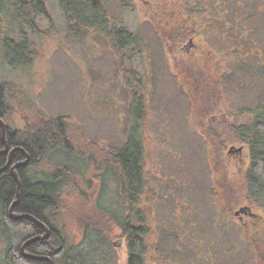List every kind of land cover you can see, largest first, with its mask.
<instances>
[{
    "label": "rangeland",
    "instance_id": "obj_1",
    "mask_svg": "<svg viewBox=\"0 0 264 264\" xmlns=\"http://www.w3.org/2000/svg\"><path fill=\"white\" fill-rule=\"evenodd\" d=\"M40 1L48 6L45 9L48 19L41 16L36 22L41 30L49 32L47 37L40 39L16 20L11 5L10 11L0 9V80H14L34 92L36 104L48 117L70 116L69 125L80 127L86 139L96 143L97 150L117 151L125 143L130 129V91L114 52L100 36H91L78 43L65 36L61 23L54 21L53 26H48L56 6L54 0ZM185 1L135 0L131 10H124L116 3L106 6L113 27L135 33L146 44L141 55L131 60L127 58L134 53L125 51L122 68L138 66L137 78L144 90L145 114L143 108L136 134L143 138L144 194L153 231L148 244L156 248L151 256L159 258L160 264H176L177 259L184 261L187 255L193 258L194 253H199L194 255V264H259L256 248L249 247L251 241L248 238L255 247L259 245L256 240L264 244V212L260 206L264 204V198L260 195L253 198L247 193L246 157L236 156L238 149L247 156V147L228 145L224 154L225 165L219 168L211 155V138L222 134L221 128L226 125L239 126L250 122L247 110L256 99L264 97V79L253 73L246 83L243 82V87L237 90L234 86L224 88L220 105L223 116L200 125L196 119L193 120L192 108H200L201 105L189 107L185 95L189 93L184 86L180 90L177 85L181 84L182 61L202 70L210 71L218 66L224 71L234 61V52L243 50L244 46L234 42L228 48H217L197 25L195 30L198 34L176 50L174 34L171 38L170 35L162 37V31L166 29L163 25L168 21L163 14L171 15L174 21H178V16L183 13L218 17L212 10V0H187V4ZM256 1V4H239L238 0H231L239 8H229L235 14L245 15L243 23L254 54L250 65L264 62V0ZM201 3L202 9H198ZM235 18L231 19L232 22ZM18 30L34 42V50L26 53L12 47L9 41L20 43L16 40ZM165 38H169L168 43H165ZM9 59L25 71L8 66ZM13 120L10 125L15 129L23 130L27 123L19 115H14ZM55 159L59 164L84 171V164L68 157L58 155ZM104 161L106 158L97 160L99 164ZM84 174L85 178L79 181L83 184V193L67 196V209L63 215L67 232L75 242L80 240L82 231V223L78 219L80 212L91 213L96 197L100 200L102 197L110 207L113 204V187L108 177H104L105 188L99 190L98 179L100 181L107 175L100 179L98 172L90 171L87 175L86 169ZM219 187L227 193L230 190L228 195L226 193L229 197L223 201L219 200ZM244 196L251 197L253 202L242 199ZM230 198L243 202L240 206L244 205L241 207L243 210L236 207L232 216H229ZM244 211L247 212L244 214ZM237 212L239 214L235 215ZM113 231L114 237L108 240L107 248L112 250L114 258L108 264H125L124 239L119 231ZM182 232H186L188 237L184 236L180 246L178 241L172 240V234L180 235ZM120 243L122 246L118 248ZM215 245L216 250L213 249Z\"/></svg>",
    "mask_w": 264,
    "mask_h": 264
},
{
    "label": "trees",
    "instance_id": "obj_2",
    "mask_svg": "<svg viewBox=\"0 0 264 264\" xmlns=\"http://www.w3.org/2000/svg\"><path fill=\"white\" fill-rule=\"evenodd\" d=\"M238 2L239 4L242 2L256 4L258 1L238 0ZM54 3L57 9L55 8L53 17H50L48 26H53L55 21V23L62 24L64 34L68 39L82 43L91 36H100L111 47L130 91L128 108L130 129L125 143L117 151L97 150L96 143L89 142L81 133L80 127L74 124L69 125L70 116L48 117L36 104L34 92L14 80H0V119L7 126V145L10 148L21 149L28 157V165L18 172L19 199L12 209V214L31 216L45 223L51 233L48 240L37 241L27 246L26 252L36 256H46L51 259L52 264H108L114 257L110 256L111 249L107 248V241L113 239V230L116 229L125 242L127 251L125 264H160L159 258L151 256L156 249L155 246L148 244L153 237L151 214L146 216L147 219L142 218V213L147 215L146 212H148L147 206L144 209L142 204L146 186L145 158L143 138L142 135L136 134V130L137 123L142 120L143 108L145 114L144 90L137 78L138 66L126 70L122 68L125 51L134 53V56L127 58L131 60L141 55L146 44L135 33L113 27L106 9L109 3H116L124 10H131L135 0H54ZM185 3H188L187 0ZM212 4V10H215L218 17L183 13L178 16V21H174L171 15L163 14L164 19L168 18V21L167 25H163L166 29L162 31L164 33L162 37L170 35L171 38L174 34V45L178 47L176 50H179L180 46L190 37L198 34L195 30L197 25L202 27L203 35H209L207 40L217 48H228L234 42L244 46L243 50L234 52V61L226 66L224 71L218 66L210 71L202 70L195 68L190 62L182 61L181 84H175L180 90L184 86L186 92L189 93L185 94L189 107L201 105L200 108H192V110L190 108L192 119H196L199 125L211 119L214 121L219 115L223 116L224 112L220 105L226 88L234 86L237 90L243 87V82L246 83L249 76L254 75L253 73L257 74L260 79H264V62L250 65L254 54L249 46L247 28L243 23L245 15L235 14V11L230 10L232 7L236 10L239 8L235 6V3L232 4L231 0L229 2L212 0ZM10 5L15 11L16 20L30 34L36 36L37 39L49 35L47 29L41 30L36 22L37 17L44 16L48 19L45 12L48 8L47 4L40 0H0V9L7 8L10 11ZM193 5L190 10L193 9ZM259 7L260 5L256 8L257 12H259ZM184 8L185 6L182 7ZM198 9H202V3ZM223 15L226 17L223 18ZM232 17H236L234 22H232ZM196 20L199 22L196 23ZM14 22L12 21L16 24ZM23 34L22 30H18L16 40L20 43L12 40L9 43L15 50L20 49L28 53L34 50V42ZM167 40L169 38L164 39L165 43H168ZM7 65L14 69L24 70L22 66L10 59L7 60ZM141 90L143 91L140 92ZM249 108L247 112L251 120L248 124L226 125L221 128L222 134L212 136L213 154L211 155L218 167L222 168L225 165L224 154L228 145L246 146L248 150L247 193L249 192L253 198L256 195L264 198V97L256 99ZM14 115H19L28 123L18 133L19 135L14 134L15 128L10 125L14 122ZM18 136L21 137L18 138ZM1 139L0 136V150L3 147ZM58 155L84 164V171L86 169L87 175L90 171L98 172L100 179L101 176L107 175L103 176L100 183L98 182L100 191L105 188L106 179L104 177H108L112 187L114 186L113 204H111L114 208H110L100 196L101 200L99 197L95 198L91 213L83 211L78 215L82 223L81 238L78 242L73 241L72 237L68 239L63 215L67 209V196L75 194V185L83 187L79 181L85 178V174L84 171L57 163L55 156ZM14 156L23 159L19 153ZM99 158H106L107 161L99 164L97 162ZM3 163V157L0 155V170L4 168ZM217 193L221 196L220 201L228 195L221 187L218 188ZM15 195L16 184L13 178L8 172L0 173V264H48L46 261L28 260L21 256L22 245L37 237L35 235L39 234V228L26 219L13 220L10 218L9 211L15 201ZM245 198L250 199L251 202L254 200L249 196L242 197V199ZM241 203L243 202L233 200V198L229 199V216H232L235 208ZM260 206L264 208V204ZM130 224L134 229L130 228ZM184 236L188 237L186 232L180 235L173 233L172 240L178 241L181 246L185 239ZM248 240L251 241L249 247L256 248L259 264H264V244L256 240L259 245L255 247L252 240L249 238ZM216 246H213L214 250ZM159 252L161 253L160 250ZM198 254L194 253L195 256ZM193 258L187 255L184 261L177 259L175 263L194 264Z\"/></svg>",
    "mask_w": 264,
    "mask_h": 264
},
{
    "label": "flooded vegetation",
    "instance_id": "obj_3",
    "mask_svg": "<svg viewBox=\"0 0 264 264\" xmlns=\"http://www.w3.org/2000/svg\"><path fill=\"white\" fill-rule=\"evenodd\" d=\"M3 121V120H2ZM4 122V121H3ZM5 124V123H4ZM26 125H28V123H25V126L23 127V128H25L26 127ZM5 139H6V137H7V134H8V131H7V126L5 125ZM22 130V128L21 129H15L14 130V134L16 133V135H19L18 133L20 132ZM0 136H2L1 135V128H0ZM21 136H18V138H20ZM2 140V139H1ZM5 143H6V145H7V141H5ZM2 145H3V141H2ZM13 149H19V148H10L8 145H7V151H5V153L3 154V155H1V157H3V161H4V163H3V167H6V169L3 171V172H8L9 173V175L13 178V180L15 181V184H16V178H15V176L18 178V180L20 181V178H19V171L21 170V169H23V168H25L27 165H28V157H27V155H26V157L25 156H23V154L21 153V152H19V151H16V152H13V153H10V151H12ZM4 150V145H3V147H2V151ZM10 153V154H9ZM21 154L22 155V158L23 159H21L20 157H16V156H14L15 154ZM237 155V158H239V157H246V161H247V166H246V170H245V173L247 172V168H248V151H247V156H246V154H244L243 153V151L242 150H240V151H238L237 153H236ZM16 160H15V159ZM15 161H14V160ZM25 160H27L26 162H25ZM240 162H242V160L241 159H238ZM15 166H18L17 168H14ZM14 168V169H13ZM25 174H26V172H25ZM24 174V175H25ZM97 176V175H96ZM98 182L100 183V181H99V179H98ZM114 187V186H113ZM75 188H76V192L77 193H79V194H82L83 193V189H82V186H80V185H75ZM16 190H17V186H16ZM69 196V195H68ZM147 196L146 195H144L143 196V199H142V204L144 205V209H145V207L147 206V204H146V201H145V198H146ZM244 205H242V206H239L240 207V209H241V207H243ZM14 208V207H13ZM110 208H114V206H111ZM262 208V207H261ZM143 209V210H144ZM239 209V208H238ZM243 210V209H242ZM262 210H263V212H264V208H262ZM112 212V211H111ZM247 211H244V214L246 213ZM144 213H145V211H144ZM147 213V215H144L143 213H142V218L143 219H147V217L146 216H148V212H146ZM112 214H115V213H113L112 212ZM22 215H24V214H22ZM9 216H10V218L11 219H16L19 215H13L12 214V210L11 211H9ZM19 220V219H18ZM26 220H28V221H30L32 224H34L36 227H38L39 228V236L38 235H35V236H37V237H42V236H44V227L46 228V224L45 223H43V222H41V221H39V220H37V219H35L34 218V220L35 221H37V222H39V223H41V225H39L38 223H36L35 221L33 222L32 220H30V219H26ZM243 224V223H242ZM130 226V228L131 229H134V227H133V225H129ZM47 229V228H46ZM48 230V229H47ZM65 233H66V235H67V237H68V239H70V235H69V233L67 232V226H66V224H65ZM118 231V230H117ZM50 233V232H49ZM51 234V233H50ZM49 238H50V235H49ZM48 238V239H49ZM81 238V237H80ZM47 239V240H48ZM123 239V238H122ZM122 239H120L119 241L120 242H122ZM148 240V237H147V239H146V241ZM43 241H45V240H43ZM113 242V241H112ZM123 242H124V240H123ZM111 243V242H110ZM125 243V242H124ZM107 244H109V242L107 241ZM66 245H68V243L66 244ZM122 245H121V243L117 246L118 248H120ZM125 249H126V247H125ZM111 251L112 250H110V256L112 257V253H111ZM24 252H26V248H25V250H24ZM20 253H21V251H20ZM27 253V252H26ZM66 253H68V249H66ZM126 255H127V251H126ZM21 256H22V254H21ZM23 257V256H22ZM127 257V256H126Z\"/></svg>",
    "mask_w": 264,
    "mask_h": 264
},
{
    "label": "water",
    "instance_id": "obj_4",
    "mask_svg": "<svg viewBox=\"0 0 264 264\" xmlns=\"http://www.w3.org/2000/svg\"><path fill=\"white\" fill-rule=\"evenodd\" d=\"M0 128H1V135H2V137H5V129H6V128H5V124H4V122L2 121V119H0ZM232 149H233V148H231V149L229 150V152H231ZM236 151H240V149H238V150H236ZM17 167H18V166H15L14 168H17ZM14 168H13V169H14ZM5 169H6V167L3 168V169H1V170H0V173H2ZM15 178H16V186H17V190H16V199H19V186H20V181L18 180V178H17L16 176H15ZM16 203H17V202H14V203L12 204L10 210L13 209V207L16 205ZM241 210H242V209H241ZM241 210H239V212H240ZM239 212L235 213V215H238ZM18 218L30 219V220H32L33 222L35 221L34 218H32L31 216H28V215H22V216H19V217H17V218L14 219V220H17ZM35 222L38 223L39 225H41V223H39V222H37V221H35ZM41 226H42V225H41ZM44 230H45V234H44V236H42V237H36L35 239L33 238L32 240H29V241H27L26 243H24V244L22 245L20 251H21V254H22L23 258H26V259H28V260H35V261H46L48 264H52L51 259L48 258V257H46V256H36V255H32V254H28V253L24 252L25 248H26L27 246L31 245L33 242H36V241H38V240H42V241H43V240H47V239L49 238V235H50L49 231H48L45 227H44Z\"/></svg>",
    "mask_w": 264,
    "mask_h": 264
},
{
    "label": "bare ground",
    "instance_id": "obj_5",
    "mask_svg": "<svg viewBox=\"0 0 264 264\" xmlns=\"http://www.w3.org/2000/svg\"><path fill=\"white\" fill-rule=\"evenodd\" d=\"M1 138H2V141H3V145H4V150L0 152V155H3V154L5 153V151H7V145H6V143H5V138L2 137V136H1ZM16 151L21 152V153L26 157L25 153H24L21 149H13L12 151H10V153H13V152H16ZM10 153H9V154H10ZM26 161H27V160H25V162H26ZM4 168H5V167H4ZM17 201H18V199H16V195H15V201H14V202H17ZM14 202H13V203H14ZM13 203H12V204H13ZM11 206H12V205H11ZM10 208H11V207H10ZM11 210H12V209H11ZM11 210H10V211H11ZM18 217H19V216H18ZM18 219H21V218H18ZM18 219H17V220H18ZM22 219H23V218H22ZM44 231H45V230H44ZM44 233H45V232H44ZM40 237H41V236H40ZM35 238H36V237H34V239H35ZM32 239H33V238H32ZM32 239H30V240H32ZM28 241H29V240H28ZM38 241H42V240H38ZM26 242H27V241H26ZM26 242H25V243H26ZM36 242H37V241H36ZM33 243H34V242H33Z\"/></svg>",
    "mask_w": 264,
    "mask_h": 264
}]
</instances>
